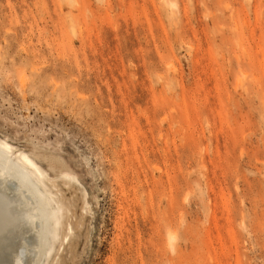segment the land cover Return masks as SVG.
I'll return each instance as SVG.
<instances>
[{
	"label": "rangeland",
	"instance_id": "374dc122",
	"mask_svg": "<svg viewBox=\"0 0 264 264\" xmlns=\"http://www.w3.org/2000/svg\"><path fill=\"white\" fill-rule=\"evenodd\" d=\"M3 142L37 264H264V0H0Z\"/></svg>",
	"mask_w": 264,
	"mask_h": 264
},
{
	"label": "bare ground",
	"instance_id": "6f19581e",
	"mask_svg": "<svg viewBox=\"0 0 264 264\" xmlns=\"http://www.w3.org/2000/svg\"><path fill=\"white\" fill-rule=\"evenodd\" d=\"M25 162L11 158L10 145L0 143V264H37L54 235L55 215Z\"/></svg>",
	"mask_w": 264,
	"mask_h": 264
}]
</instances>
